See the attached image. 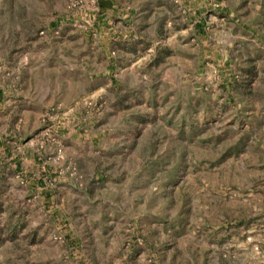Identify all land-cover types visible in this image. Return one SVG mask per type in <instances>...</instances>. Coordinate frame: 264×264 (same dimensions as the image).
Masks as SVG:
<instances>
[{
    "label": "rangeland",
    "instance_id": "obj_1",
    "mask_svg": "<svg viewBox=\"0 0 264 264\" xmlns=\"http://www.w3.org/2000/svg\"><path fill=\"white\" fill-rule=\"evenodd\" d=\"M0 264H264V0H0Z\"/></svg>",
    "mask_w": 264,
    "mask_h": 264
},
{
    "label": "crops",
    "instance_id": "obj_2",
    "mask_svg": "<svg viewBox=\"0 0 264 264\" xmlns=\"http://www.w3.org/2000/svg\"><path fill=\"white\" fill-rule=\"evenodd\" d=\"M140 31H142V30H140ZM137 35H138V36L140 35V33H138V31H137V33H136V35H135V36H137Z\"/></svg>",
    "mask_w": 264,
    "mask_h": 264
}]
</instances>
